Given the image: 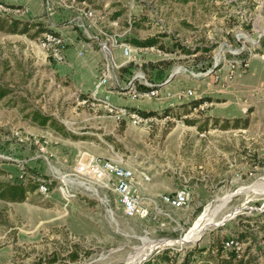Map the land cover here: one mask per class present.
<instances>
[{"label": "rangeland", "instance_id": "obj_1", "mask_svg": "<svg viewBox=\"0 0 264 264\" xmlns=\"http://www.w3.org/2000/svg\"><path fill=\"white\" fill-rule=\"evenodd\" d=\"M4 2L25 5L22 20L59 33L66 49L55 60L38 50L32 31H0V182L46 186L45 192L35 186L21 202L0 200V264H126L139 248L129 264L164 248L177 253L170 264H181L189 250L188 264H225L233 249L216 251L225 238L237 241L229 264H264V0H73L71 8ZM85 5L95 11L86 31L79 26ZM111 35L110 56L98 41ZM150 36L156 45L126 42ZM118 42L131 46L129 59ZM84 60L94 66L93 76L75 75ZM106 64L109 82L92 95ZM137 75L152 82L157 96L128 98L131 82L136 91L147 89ZM187 89L195 96L186 97ZM103 96L130 112L202 101L178 119L153 116L135 124L113 120ZM33 110L53 117L64 135L32 124ZM237 117L244 127L233 126ZM80 150L136 174L162 171L166 187L143 194L157 205L160 194L178 187L188 200L179 209L161 205L144 219L126 218L112 191L73 172ZM142 239L159 244L145 248Z\"/></svg>", "mask_w": 264, "mask_h": 264}, {"label": "built area", "instance_id": "obj_2", "mask_svg": "<svg viewBox=\"0 0 264 264\" xmlns=\"http://www.w3.org/2000/svg\"><path fill=\"white\" fill-rule=\"evenodd\" d=\"M58 3L64 7L71 8L73 6V0H42V6L48 8L52 3ZM79 10L82 17L86 22L83 21L79 26L83 30L94 26L93 19L95 11L89 7L82 6ZM28 8L25 5H13L0 0V15L8 16L17 19H26L28 14ZM33 20V18H29ZM92 37V36H91ZM36 46L41 53L52 57L55 60H61L62 55L66 49V42L62 35L54 31L45 30L40 33L36 38ZM116 44L115 36H108L102 41H98V46L102 52L107 53L111 56V47ZM121 56L129 59L132 56L131 46L125 42H118ZM77 54H81L78 52ZM108 64V63H107ZM105 67L99 72L98 77L93 83L91 94L95 95L103 89L110 79L109 66ZM113 66V65H112ZM117 67L116 65H114ZM142 84L147 87L144 91H136L130 83L129 87L125 89V93L131 100L151 98L158 94L157 88L154 87L152 82L147 81L142 76ZM120 91V90H118ZM186 97H194L195 92L192 89H187L184 94ZM179 96V95H178ZM103 100L108 104V111L113 120L128 119L130 122L138 124L145 123L148 120L154 119L152 116H141L137 110L128 111L125 107H115L108 102L107 96L102 97ZM195 109V108H194ZM38 148L41 152H44V147L38 144ZM45 157V156H44ZM46 158V157H45ZM73 172L79 175H87L92 177L99 185L107 190H110L115 195V201L120 206L122 215L126 218H138L144 219L150 215L151 209L154 213H160L162 208L161 205L169 206L170 208L179 209L185 205L188 200V194L183 189L176 190L174 193H164L159 195L158 204L151 197L140 194L137 186L139 185L136 181L135 171L130 168L121 165L119 161H115L109 158L99 157L86 150H80L77 152L74 160ZM138 177L143 180H147V176L143 173H138ZM37 189L39 192H45L46 186L43 183L38 184ZM63 196H69V191L65 187H59ZM160 206V207H159ZM237 241L229 238L223 241L221 251L228 249L235 250Z\"/></svg>", "mask_w": 264, "mask_h": 264}, {"label": "trees", "instance_id": "obj_3", "mask_svg": "<svg viewBox=\"0 0 264 264\" xmlns=\"http://www.w3.org/2000/svg\"><path fill=\"white\" fill-rule=\"evenodd\" d=\"M46 28L42 27L41 23L38 22H32L30 20H21L17 18H12L8 16L0 15V31H4L7 33H18V34H27L28 31H32V34L29 35L32 38H37L39 33L44 31ZM37 36V37H36ZM126 42L129 43L132 46L136 47H147L157 44V39L155 36H150L144 39H136V38H128L126 39ZM158 48H161V45H157ZM5 91L0 90V95H4ZM207 100V99H206ZM202 101L201 98L196 99H190L186 102H181L177 104L175 107L172 106H166L164 107L160 112L156 111H138V113L145 117V116H154L157 118H163V117H169L170 119H178L181 116L188 114L193 107H196L200 102ZM187 124H194V119H187L184 117L183 119ZM243 120V119H241ZM239 117L234 118V127H244L245 126V120L242 121V123H238L241 121ZM29 121L32 124H35L40 127H49L53 129L54 131L58 132L61 135H64L62 131V125L59 124L53 117L50 115L42 114L38 111H31L29 113ZM227 122V121H226ZM227 126V125H225ZM224 126V127H225ZM229 126V125H228ZM1 172V170H0ZM31 176L38 177L41 179H45V176L38 175L37 173H34L31 171ZM38 182V181H36ZM38 183H34L32 185H29V183L25 184H15V183H4L0 182V200L8 201V202H21L23 201L27 194L29 192H32L35 186H37ZM237 234L236 237H234L236 240L240 239ZM229 238H225L223 241L227 240ZM220 242L219 247L216 249V251L222 250V243ZM177 253L175 251H172L168 248H164L161 251L152 254L148 259L142 261L140 264H170L173 259L176 258ZM190 255L191 250L186 251L183 257V260L181 261V264H188L190 262ZM235 255V252L233 250H228L225 252V257H223V261L225 264H229V260ZM75 254L70 256V260L75 259ZM69 258V257H68ZM50 260L55 261L56 259L52 258ZM197 260H194L191 262V264H195Z\"/></svg>", "mask_w": 264, "mask_h": 264}, {"label": "crops", "instance_id": "obj_4", "mask_svg": "<svg viewBox=\"0 0 264 264\" xmlns=\"http://www.w3.org/2000/svg\"><path fill=\"white\" fill-rule=\"evenodd\" d=\"M64 63L66 65H69V64H67L66 61ZM93 70H94V66L91 65V63H89L88 61L84 60L79 65H77V68H76V70H74V73L76 76L77 75L83 76L84 74H92V76H93V73H92ZM69 72H71V71H69ZM74 73L73 72L69 73L67 78H69V75H72ZM97 77H98V75L95 77V80ZM178 102L181 103L182 101H174L173 103L177 104ZM166 106H171V104L167 103V104H165V106L162 105L158 109H155V110H147L146 109L144 111L145 112H147V111H156L157 112V110H159L161 108L163 109ZM137 108H139V107H137ZM94 153H97L100 155H105L106 157H110V155H106V153H104V152L94 151ZM139 173H143L147 176V180H143L141 177H138V175H139L138 173L137 174L135 173L136 181H138V183H139L137 188H138V191L140 192V194H142V195L143 194H147V195L157 194L158 192H153V190L163 189L166 187V185L163 183V181L162 182L159 181L160 179H162V177L160 178V176L163 175L162 171L158 172V170H156L150 174H148L147 172H141V171ZM178 189H180V187H178ZM163 207H169V206L163 205Z\"/></svg>", "mask_w": 264, "mask_h": 264}, {"label": "bare ground", "instance_id": "obj_5", "mask_svg": "<svg viewBox=\"0 0 264 264\" xmlns=\"http://www.w3.org/2000/svg\"><path fill=\"white\" fill-rule=\"evenodd\" d=\"M204 228L201 229V231H203ZM143 242H144V247L145 248H150V249H153L155 248L159 243L158 242H151V241H148L147 239H142ZM141 248L137 249L136 253L133 255L132 258H130V260H127L126 264H129L132 260H134L138 253L140 252Z\"/></svg>", "mask_w": 264, "mask_h": 264}, {"label": "water", "instance_id": "obj_6", "mask_svg": "<svg viewBox=\"0 0 264 264\" xmlns=\"http://www.w3.org/2000/svg\"><path fill=\"white\" fill-rule=\"evenodd\" d=\"M144 259V258H143Z\"/></svg>", "mask_w": 264, "mask_h": 264}]
</instances>
